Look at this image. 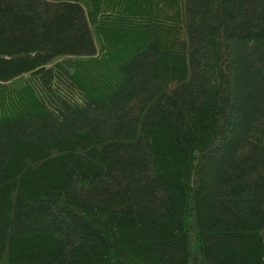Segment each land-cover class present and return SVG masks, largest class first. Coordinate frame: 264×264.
Masks as SVG:
<instances>
[{"label":"trees","instance_id":"16d2710c","mask_svg":"<svg viewBox=\"0 0 264 264\" xmlns=\"http://www.w3.org/2000/svg\"><path fill=\"white\" fill-rule=\"evenodd\" d=\"M0 264H264V0H0Z\"/></svg>","mask_w":264,"mask_h":264}]
</instances>
